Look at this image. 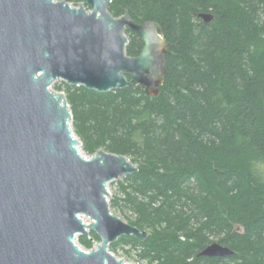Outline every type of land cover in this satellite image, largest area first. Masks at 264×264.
Wrapping results in <instances>:
<instances>
[{
    "label": "trees",
    "instance_id": "trees-1",
    "mask_svg": "<svg viewBox=\"0 0 264 264\" xmlns=\"http://www.w3.org/2000/svg\"><path fill=\"white\" fill-rule=\"evenodd\" d=\"M121 8L162 30L158 95L53 85L82 151L125 156L138 170L116 183L109 206L148 237L109 249L126 247L145 264H264V0H112L108 12L118 18ZM125 33L135 57L143 43ZM214 243L231 254L200 256Z\"/></svg>",
    "mask_w": 264,
    "mask_h": 264
},
{
    "label": "water",
    "instance_id": "water-1",
    "mask_svg": "<svg viewBox=\"0 0 264 264\" xmlns=\"http://www.w3.org/2000/svg\"><path fill=\"white\" fill-rule=\"evenodd\" d=\"M82 1L0 0V264H128L109 245L148 237L108 201V186L136 166L103 150L84 155L66 97L52 86L101 94L131 87L155 97L167 46L157 23L137 25L123 8L113 17L112 0ZM126 30L143 43L135 57L126 54ZM90 232L100 242L86 251L76 241ZM230 254L214 243L200 256Z\"/></svg>",
    "mask_w": 264,
    "mask_h": 264
},
{
    "label": "rangeland",
    "instance_id": "rangeland-1",
    "mask_svg": "<svg viewBox=\"0 0 264 264\" xmlns=\"http://www.w3.org/2000/svg\"><path fill=\"white\" fill-rule=\"evenodd\" d=\"M81 4V3H80ZM79 6V5H78ZM78 6H74V7H78ZM125 36L127 37V34L125 33ZM63 82H61V81H57V82H55L53 85H60V84H62ZM52 89L54 90V91H56L55 90V88H54V86H52ZM56 92H60V93H63L62 91H56ZM81 150V152H83L82 151V148L80 149ZM83 154L84 155H86L84 152H83ZM87 156V155H86ZM124 177H121V178H119L118 180H116V181H114L113 182V184H111V185H109L108 186V191H109V197H108V201H109V203H110V201L112 200V198L114 197V195H115V192H116V189H117V185H116V183L118 182V181H120V180H122ZM110 210H111V212L113 213V214H115L116 216H118L119 217V214L116 212V211H114L113 209H111L110 208ZM120 219H121V217H119ZM82 219L83 220H85L87 223H88V218H86V217H82ZM121 220H123V219H121ZM90 233H93V232H90ZM90 233L88 234V236L87 237H84L87 241H89L90 242V244H91V249H94L98 244H99V242H97L96 240H93L92 239V237H91V235H90ZM77 245L80 247V248H82L83 250H86V251H88V249H85L79 242H78V238H77ZM90 249V250H91ZM128 248H122V247H118V248H116L115 250H110L109 249V252L114 256V257H116L117 259H119V260H122V261H124L125 263H128V264H145L144 262H137V260L135 259V257H134V255L133 254H131V255H128V254H126L125 253V251L127 250Z\"/></svg>",
    "mask_w": 264,
    "mask_h": 264
},
{
    "label": "bare ground",
    "instance_id": "bare-ground-1",
    "mask_svg": "<svg viewBox=\"0 0 264 264\" xmlns=\"http://www.w3.org/2000/svg\"><path fill=\"white\" fill-rule=\"evenodd\" d=\"M83 222L86 224L87 222L85 220H83Z\"/></svg>",
    "mask_w": 264,
    "mask_h": 264
}]
</instances>
